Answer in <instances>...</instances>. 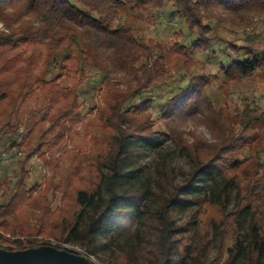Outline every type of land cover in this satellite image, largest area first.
<instances>
[{
    "label": "trees",
    "instance_id": "obj_1",
    "mask_svg": "<svg viewBox=\"0 0 264 264\" xmlns=\"http://www.w3.org/2000/svg\"><path fill=\"white\" fill-rule=\"evenodd\" d=\"M156 8L185 27L189 44L181 30L169 41L142 35L136 13ZM256 15L264 0H0V113L9 117L0 128V188L9 180L4 155L30 149L0 201V246L27 248L39 245L31 236L52 235L96 264H138L143 253L145 264H264V106L216 105L206 91L212 76H186L205 65L196 54L216 59L219 51L226 94L255 72L264 80L256 36L242 33L244 45L223 37L228 23L249 26ZM86 81L103 85L102 103L82 121ZM196 117L209 137L182 127ZM166 141L190 161L171 187L161 177ZM60 150L67 168L59 156L58 178L29 185L31 155L49 165L45 152ZM148 151L160 162H145Z\"/></svg>",
    "mask_w": 264,
    "mask_h": 264
},
{
    "label": "rangeland",
    "instance_id": "obj_2",
    "mask_svg": "<svg viewBox=\"0 0 264 264\" xmlns=\"http://www.w3.org/2000/svg\"><path fill=\"white\" fill-rule=\"evenodd\" d=\"M136 16H138L140 26L142 28V35H144L146 38H159L163 39L165 41H169L170 39H173L174 32L176 31H184L186 39L184 42L186 44H189L190 39H188L190 36L188 31L185 29V27L176 21H169L165 19L164 15V9L163 8H156L149 10L147 12H138L136 13ZM253 22L246 26L244 25L241 28L233 27L230 23H228V29H225L223 31V37L226 40L232 41L234 40L238 44L244 45L246 42L241 39L242 33L247 35L246 32H251L253 35L256 36V40L260 41V43L257 45L258 47V53L260 55H264V16H255L253 18ZM252 21V20H251ZM0 29H3V23L0 20ZM225 45V42H221L218 44H215V49L218 51V49L223 48ZM228 51V50H227ZM218 60L223 56L218 51ZM196 57L200 60L205 62L204 66L197 67L195 70H193L191 73H186L187 78H190V76H202L204 74L212 76L211 82L206 87V91L208 95L212 98V100L217 105H223L227 104L229 102L230 106L232 108L234 107V104L231 101H234L238 104H242V102L246 100H252L255 103L264 106V80L260 77V75L255 72L251 75H247L245 77H242L238 81L230 82L229 88H228V94L225 93L224 89L221 87V82L225 80V76L223 75V72L220 70V66L218 63L217 58L216 59H210L207 58V56L196 54ZM181 71L177 70L174 72V77L179 78L181 76ZM100 75V72L97 71L95 73L94 78H98ZM121 77V75L119 76ZM186 81L181 82V85L185 84ZM101 85L100 87H96L93 89L88 81L84 83V85L81 87V95L82 99L84 100V106L82 107V115L83 120H85V116L89 115L92 117H95L94 111L90 113V107L93 104H101L102 103V91H101ZM227 95V96H226ZM86 96V97H85ZM88 98V99H87ZM14 119L16 116H13ZM12 117V118H13ZM203 118V117H202ZM202 118L196 117V118H187L183 121L182 127L183 128H195L198 132L204 134L206 137H209V131L206 127V124L204 123V120ZM9 119L8 115H5L4 113H0V128L3 126L4 122ZM13 119V121H14ZM23 123H21L20 129H19V136L18 140L19 142L26 141V136L29 132V129L25 127V121L29 119V115L26 114L23 118ZM81 126L78 128V132L81 134ZM82 134L80 135L78 142H82ZM3 140L0 139V148L2 145ZM33 145V144H31ZM29 146V145H28ZM26 144H23L21 147L14 146L13 152H15V157L8 159L7 155H4L6 159V168L3 170V175L8 174L9 180L7 185H3L0 188V201L7 198L9 194L11 193L12 187L14 185V182L19 175V167L17 165V159H23V157L29 152V147ZM75 145L70 142L69 148H74ZM162 153L165 155V160L161 164L163 170L161 173V177L163 181L168 185V187H171L172 185L178 184L183 179L182 173L184 171H188L190 169V161L188 157L182 153L173 143L172 141H166L161 147H160ZM62 156L63 160L60 162V170H65L67 168V153H63L60 151L45 152V157L49 161V165H47L44 162V157L39 155L37 152L33 153L31 155V159L27 163V168L30 172V179L28 180L29 185H32L34 183H44L46 180H49L52 177H57L60 175L59 172L54 175V171L52 169V165L57 162L58 157ZM143 160L145 162L149 163H159V157L158 154L154 151H148L146 152L145 156L143 157ZM161 160V159H160ZM159 165V164H157ZM57 204V201L54 202V205ZM46 237L54 238L55 240H59L56 237L52 235H43ZM61 241V240H59ZM214 245V244H213ZM80 247V246H79ZM215 252V248L212 247L211 254L213 255ZM144 254V253H143ZM143 254L139 255L138 264H145V258ZM142 255V256H141ZM98 264H106L104 262H97Z\"/></svg>",
    "mask_w": 264,
    "mask_h": 264
},
{
    "label": "water",
    "instance_id": "obj_3",
    "mask_svg": "<svg viewBox=\"0 0 264 264\" xmlns=\"http://www.w3.org/2000/svg\"><path fill=\"white\" fill-rule=\"evenodd\" d=\"M0 264H96L86 255L49 244L20 249L0 246Z\"/></svg>",
    "mask_w": 264,
    "mask_h": 264
},
{
    "label": "built area",
    "instance_id": "obj_4",
    "mask_svg": "<svg viewBox=\"0 0 264 264\" xmlns=\"http://www.w3.org/2000/svg\"><path fill=\"white\" fill-rule=\"evenodd\" d=\"M33 239H35V243L38 244H49V245H53V246H59V248H66L68 250L74 251V252H78L81 254L86 255L88 258H90L91 260L94 261V257L93 256H88L84 250L82 248H80L77 245L68 243L66 241H59V240H55L54 238L51 237H46L43 235H33L31 236Z\"/></svg>",
    "mask_w": 264,
    "mask_h": 264
}]
</instances>
